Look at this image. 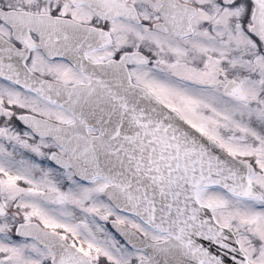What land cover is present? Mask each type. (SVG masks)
I'll use <instances>...</instances> for the list:
<instances>
[{"label": "snow or ice", "instance_id": "1", "mask_svg": "<svg viewBox=\"0 0 264 264\" xmlns=\"http://www.w3.org/2000/svg\"><path fill=\"white\" fill-rule=\"evenodd\" d=\"M0 264H264V0H0Z\"/></svg>", "mask_w": 264, "mask_h": 264}]
</instances>
